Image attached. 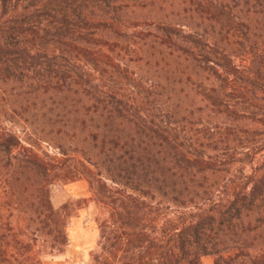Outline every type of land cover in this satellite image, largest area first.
Here are the masks:
<instances>
[{"label": "trees", "instance_id": "1", "mask_svg": "<svg viewBox=\"0 0 264 264\" xmlns=\"http://www.w3.org/2000/svg\"><path fill=\"white\" fill-rule=\"evenodd\" d=\"M79 203L91 264H264V0H0V264Z\"/></svg>", "mask_w": 264, "mask_h": 264}, {"label": "rangeland", "instance_id": "2", "mask_svg": "<svg viewBox=\"0 0 264 264\" xmlns=\"http://www.w3.org/2000/svg\"><path fill=\"white\" fill-rule=\"evenodd\" d=\"M88 196L87 182L79 179L56 188L51 200L55 207H59L64 202H75ZM95 214L96 210L92 203H79L69 219L68 243L65 250L59 255L45 257L42 264H91L89 254L98 237ZM201 262L213 264L211 257H202Z\"/></svg>", "mask_w": 264, "mask_h": 264}]
</instances>
